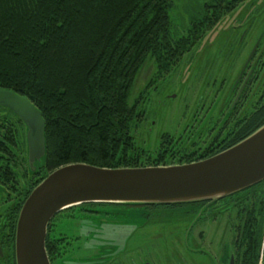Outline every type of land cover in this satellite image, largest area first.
<instances>
[{"label":"trees","instance_id":"1","mask_svg":"<svg viewBox=\"0 0 264 264\" xmlns=\"http://www.w3.org/2000/svg\"><path fill=\"white\" fill-rule=\"evenodd\" d=\"M237 1L226 3V12ZM224 3L211 0L205 4L206 16L193 23V29L216 23ZM169 8V0H0V88L26 97L44 121L45 155L35 163L36 171L29 172L31 177L40 176L41 170L47 174L76 163L101 168L167 165L168 156H174L175 146H179L169 142L168 134L162 136L151 163L130 162L128 154L137 151L129 130L137 114L134 106H128V98L147 58L155 60L159 72L166 71L187 51L189 38L172 39ZM0 110L24 128L22 132L11 123L8 127L0 122V190L5 186L13 191L17 174L10 163H15L13 150L22 140L27 165L26 128L12 112ZM263 124L264 99L254 114L236 122L220 149L186 163L231 147ZM29 190L14 207L15 213ZM216 202L234 212L232 223L240 233L238 239L247 242L250 253L245 256L255 264L263 245L264 181L216 201L168 206L206 204L205 208ZM84 206L139 208L143 213L144 208L167 205L95 203L75 207ZM49 230L50 223L47 234ZM45 248L53 261L58 250L47 236Z\"/></svg>","mask_w":264,"mask_h":264},{"label":"rangeland","instance_id":"2","mask_svg":"<svg viewBox=\"0 0 264 264\" xmlns=\"http://www.w3.org/2000/svg\"><path fill=\"white\" fill-rule=\"evenodd\" d=\"M210 1L169 0L172 39L177 41L187 37L189 44L187 51L168 70L159 72L155 60L147 58L137 74L128 98V106L135 107L137 118L130 124L129 134L136 151L143 154L137 155V152L131 151L128 154L130 162L151 163V156H154L159 138L164 133H182L190 141L200 138L197 153L193 152L196 148L181 147L182 150H178L180 145L175 146L174 156H168L166 162L170 165L166 166L173 165L184 156L196 160L222 146V142L235 130L238 117L241 118L245 110L251 109L258 83L239 101L238 112L228 121L224 120V114L235 95V92L230 93L232 81L257 36L264 30V0H238L229 12L224 8L232 0H225L216 23L197 25V29H193L192 24H198L206 16L203 7ZM262 56L257 69L260 62H263L261 68H264V49ZM262 75L261 81L264 83V73ZM0 122L8 127L11 123L13 129L24 131L20 123L1 110ZM174 139L178 140L176 137ZM18 145L13 150L15 163H10V169L17 174L14 190L5 186L3 191L0 190L1 241L6 237V232L2 230L3 218L6 216L8 223L14 219V207L35 182L34 177L26 171L23 141L19 140ZM47 174L41 170L37 179ZM221 208L227 207L222 205ZM144 209L140 213L139 208L84 206L61 213L50 222L47 234L51 245L57 247L55 251L58 250L50 264H102L105 257H116L121 262L114 259L107 264H128L130 259H134L135 250H138L136 257L148 258L153 264H177L178 259H184L186 264L201 261L200 256L191 255L181 243L188 230V215H181L178 208L171 211L170 208L158 206L152 209V218L146 222L151 212L145 217L148 209ZM221 215V221L218 216L207 215L206 221L202 220L201 226L187 238L189 244L196 246L195 243H200L197 238L199 231L204 233L202 243L212 254L216 249L207 246L208 241L215 245L218 241L227 244L230 236L226 232V213ZM139 225L143 227L136 228ZM131 231L134 232L130 234ZM3 243L6 244V256L0 260V264H14L12 245L6 241ZM262 244L260 264H264V223Z\"/></svg>","mask_w":264,"mask_h":264},{"label":"water","instance_id":"3","mask_svg":"<svg viewBox=\"0 0 264 264\" xmlns=\"http://www.w3.org/2000/svg\"><path fill=\"white\" fill-rule=\"evenodd\" d=\"M0 108L25 126L31 173L45 155L44 121L24 96L0 88ZM264 181V124L247 137L196 162L136 168L68 164L49 172L24 200L14 235L15 264H50L47 227L82 204L177 205L216 201Z\"/></svg>","mask_w":264,"mask_h":264},{"label":"flooded vegetation","instance_id":"4","mask_svg":"<svg viewBox=\"0 0 264 264\" xmlns=\"http://www.w3.org/2000/svg\"><path fill=\"white\" fill-rule=\"evenodd\" d=\"M260 46H262V48H260ZM264 49V30L262 31V33L257 36L256 42L254 43L253 47L250 49V51L248 52L243 64L241 65V67L239 68L236 76L234 77L231 87H230V93L235 92L234 95V99L232 100L230 106L228 107V109L226 110L227 112H225L224 114V120H229L231 118V116L238 112L236 109L239 105V101L242 100L246 94H248V92L250 90H252L251 87L255 86L257 83L259 85V88L256 90L255 94V98L253 100V102H251V109L245 110L242 113L241 118L238 119L243 120L244 118H249L250 115L254 114L259 106L261 105L262 100L264 99V83H262L261 81V77L263 76L262 74L264 73V68L262 69L261 67L263 66V62H260L259 64V68L257 69V63L259 62L260 57L262 56V52ZM260 51V52H259ZM259 57V58H258ZM261 70V71H260ZM263 71V72H262ZM260 72V73H259ZM259 74V75H258ZM261 84V86H260ZM249 101V99H248ZM247 101V103H248ZM239 115V113H238ZM214 129H211L210 131H212ZM184 132V131H183ZM168 134L169 137V142L172 144H179L181 146H183L184 148L188 147L189 149H195V151H193L194 153L198 152V147L199 145H197L198 141L200 138H198L196 141H190L188 138H184L183 135L181 134H169V133H164L163 135ZM162 135V136H163ZM177 135V136H176ZM162 136L159 138L158 141V146L159 143L162 141ZM174 137L178 138L174 139ZM194 146V147H193ZM197 146V147H195ZM221 146H219L218 148L214 149H220ZM192 151V150H190ZM189 159V157H183V158H178L177 162L174 163L173 165H181V164H187L186 162ZM26 165V164H25ZM170 165V164H167ZM28 169V171H27ZM26 171L29 175H31L29 172V168H28V164L26 165ZM36 171V170H35ZM37 177H39L38 175L36 177H34V180H37ZM220 202H216L213 203L210 206H206L204 208V206L206 204H197V205H191L188 207H183V210L180 209V211L182 212V214H186L188 215L187 219L189 224H188V230L187 233L185 232L183 235V248L187 249L188 252L191 255L194 256H200L201 257V261L199 262V260H197L198 262L196 264H254V260L250 261L247 255L248 253H250V251H248V247H247V242L245 241H240L238 238L240 237V233L238 232L237 228L234 226L233 219H232V210L231 208H221L222 204H219ZM166 208H170L169 210H173L172 207H169L168 205L165 206ZM153 208H157V207H147L146 209H148V211H146L145 213V217H147L150 213L149 218L146 220V222H148V220L150 218H152L153 215ZM177 209V208H175ZM150 211V212H149ZM18 212V211H17ZM17 212L14 213V219L10 220L8 223V220L4 217L2 220V230H4L6 232V237L5 239H2L3 241L0 240V260H3L6 256V253L4 252V247H6V244L3 243L4 241H6L7 243L11 244L13 249H14V235H15V224H16V215ZM224 212L226 213L225 216V221L227 224V233L229 234L230 238L227 244L223 243L222 241H218L217 244L215 245L214 243H211V241H208L207 246H212V249L215 250V254H212L207 248H205L204 246V233L202 231L198 232V240L200 243H195L196 246H191L189 244L188 241V237L191 234V232H193V230L197 229V227L201 226V222L202 220L206 221V216L209 215L210 213L213 214V216H218L219 221H221V213L224 214ZM218 213V214H217ZM142 224H145V222H143ZM148 224V223H147ZM199 224V226H198ZM142 228L143 225H139L136 228ZM135 228V229H136ZM135 231V230H134ZM134 231H131L130 234H132ZM129 234V235H130ZM127 235V237L129 236ZM126 237V238H127ZM223 237V236H222ZM137 249V248H136ZM14 251V250H13ZM138 250H135V253L137 254ZM147 253V252H146ZM134 255V259H130V262L128 264H153L151 263V261L148 258H138L136 257L137 255ZM146 255V254H145ZM148 256V253H147ZM14 257V255H13ZM112 258V259H111ZM116 260L118 262H120L116 257H110L109 259H107V257H105L104 260H102L103 262H101L102 264H107L109 260ZM15 261V260H14ZM184 259H181L177 264H186L184 262ZM260 257L258 258V260L256 261L255 264H260ZM121 263V262H120ZM15 264V262H14Z\"/></svg>","mask_w":264,"mask_h":264}]
</instances>
